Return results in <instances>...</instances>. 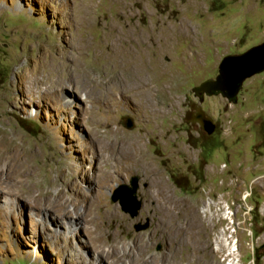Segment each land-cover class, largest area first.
Returning <instances> with one entry per match:
<instances>
[{
    "label": "rangeland",
    "instance_id": "obj_1",
    "mask_svg": "<svg viewBox=\"0 0 264 264\" xmlns=\"http://www.w3.org/2000/svg\"><path fill=\"white\" fill-rule=\"evenodd\" d=\"M116 28L130 32L121 36L124 48L143 50L151 62L144 83L106 63ZM262 42L264 0H0V264H102L94 246L107 250L113 239L145 245L143 264H264V70L233 100L193 91L216 77L224 56ZM55 58L61 75L48 67ZM74 62L88 73L65 79ZM116 74L125 80L119 93ZM192 104L212 119L213 132L193 119ZM118 142L140 144L138 165L111 154ZM103 170L114 176L101 187ZM153 175L181 208L169 211ZM132 176L135 193L124 188ZM65 179L94 201L89 211L75 205L78 219L36 198L34 184L46 189L54 180L55 192ZM122 200L139 201L137 214L123 211ZM193 204L203 221L199 251L177 233ZM206 204L211 210L202 212ZM127 258L123 264L138 257Z\"/></svg>",
    "mask_w": 264,
    "mask_h": 264
},
{
    "label": "bare ground",
    "instance_id": "obj_2",
    "mask_svg": "<svg viewBox=\"0 0 264 264\" xmlns=\"http://www.w3.org/2000/svg\"><path fill=\"white\" fill-rule=\"evenodd\" d=\"M124 31V30H123ZM121 31L118 30L117 28L114 30V33L111 34V37H110V40H111V53L110 54H107V55H104V59L107 61L106 63L107 64H111L110 62H112L113 64L115 65H118L120 66L121 68H124V71L127 72V76L125 78L132 80L134 83L136 84H139V83H144L145 82V79H144V73L146 71H150L151 68L153 66H151V62H148V60H146L145 58L142 57V55H144V51L143 50H135L131 47H126L124 48L123 45L121 44L120 40H121V36H131L130 35V32L128 30L126 31ZM109 36V35H108ZM137 38H139V35H136ZM109 38V37H108ZM123 38V37H122ZM78 41V40H77ZM76 41V42H77ZM75 43V42H74ZM73 43V45H74ZM87 43L88 42H84L82 43L81 45H79L78 48H85L87 46ZM70 47V46H69ZM75 61V60H74ZM53 64L55 67L53 68L52 66H48V64L50 63H46V68L47 66L49 67L50 71H52L53 73H55L56 75H61V67L62 65L60 64L59 60H57L56 58L52 60ZM154 65V63H153ZM126 69V70H125ZM154 69V68H153ZM99 70V69H98ZM50 71L47 72L48 74H50ZM73 71V72H77L79 74H85V73H88L86 71V69L84 67H82L80 64H78L77 62H74L73 65H72V68L66 72L65 71V74L64 77L66 76L65 79H67L68 75L70 76V72ZM46 72V71H45ZM100 72V71H99ZM52 73V74H53ZM116 75H120V74H116ZM113 76L114 79L112 81V83L114 84L116 90L117 88L118 89H121V86L123 84V81L124 78L120 75V77L118 76ZM53 76V75H52ZM55 76V75H54ZM85 76V75H84ZM61 77V76H60ZM51 79V78H50ZM54 79V78H52ZM64 79V78H63ZM108 79V78H107ZM45 80V79H44ZM43 80V81H44ZM47 80V79H46ZM56 80V84L57 85H61L60 83H58V81L60 80L59 77L56 76L55 78ZM85 80V79H84ZM47 82V81H46ZM60 82V81H59ZM68 82V81H67ZM71 82V81H70ZM90 84V83H89ZM112 84V85H113ZM81 85V84H80ZM79 85V86H80ZM91 85V84H90ZM90 85L87 87L89 88ZM79 86H74L75 88H77L79 90ZM82 88V86H80ZM80 88V89H81ZM91 89V87L89 88ZM59 90V89H58ZM54 91H56L57 93H59L57 91V89L54 88ZM90 91V90H89ZM107 91V89H106ZM117 92L119 93V90H117ZM121 93V92H120ZM146 95V94H145ZM104 96H107V95H104ZM59 97L61 98V100H63V97H65V95L63 97L60 96V93H59ZM95 99L97 98H100L101 97V94H96V96H94ZM148 97V96H147ZM67 102L69 103L70 100H67ZM114 102V101H113ZM117 102H114L113 105H116ZM109 105V104H108ZM92 106V105H91ZM92 112V111H91ZM90 112V113H91ZM112 146H111V154L113 156H115L116 158L119 159V161H123L125 159H128L129 162L131 163L130 165H138L139 162L141 161L142 159V156H141V150H140V144L139 143H128L127 144H124V143H111ZM110 155V154H109ZM111 156V155H110ZM20 157V156H19ZM114 159V158H113ZM15 160V159H14ZM117 160V159H116ZM13 162V161H12ZM19 163V161H18ZM20 167L24 168L25 170H28V171H33V168L31 166V164L29 163V159L27 158H22L21 159V163H20ZM149 167V166H148ZM147 167V168H148ZM151 168V167H150ZM35 171V170H34ZM153 169H150L149 170V173L150 174H153ZM104 172V170H103ZM34 172H32V175H33ZM105 174L103 175V177L101 179H98L100 182H98V184L102 187V186H107L110 179L113 178L114 176V172L113 171H105L104 172ZM32 184V183H31ZM160 185V186H164V188L161 187V190L160 192H163L166 194V199H167V202L168 205H169V211L170 209L174 206V209L176 208V206H178V208H181L179 205L176 204V202L171 198V195L168 194V189L167 187L165 186V183L164 181L162 180V178H160L159 176H156V175H153L151 177V185ZM37 189H38V195L36 196L37 200L41 201V200H44L45 202H47L48 204H53V203H57V205L55 207L58 208V210L60 209V213L63 214V216H67L69 215V217H73L75 216V219H78L79 217H81V214L78 212V210L76 209V204H79L81 202H84L86 207L88 208V211H89V207H88V203L90 204V207L92 208V206L94 205V201L93 200H88V198L82 193L81 195V189L77 186L76 182L71 180V179H65V180H62L60 182V185L61 187L59 189H57L55 192L52 191V188H54L57 183L53 180H49L47 183H46V186L47 188L46 189H43L41 186H38L36 184H34ZM64 188H67V192H65ZM32 189V188H31ZM168 190V191H166ZM104 198V196H103ZM102 200V199H100ZM70 203V204H73L74 207H73V211L71 213L63 210L66 208V204L67 203ZM102 202V201H101ZM178 202V201H177ZM174 203V204H173ZM47 204V205H48ZM211 204H206V210H203L202 212H208L211 210V207H210ZM218 205V204H217ZM189 209L187 208H184L185 210V214L183 215V221H182V226L179 230H178V234L180 232H183V234L186 235V237L188 238H191L194 240L195 244V249L196 250H200L202 248V244L203 242L198 240L195 235L197 233V230H199V228L201 227L203 221H202V217L199 213V211L196 209V205L193 204V205H188L187 206ZM108 215L110 216H116V211L115 210H106L105 211ZM228 213V212H227ZM88 216V215H87ZM86 216V217H87ZM212 217V214H210V218ZM114 218V217H113ZM224 218V217H223ZM226 218V217H225ZM69 219V218H67ZM92 220L93 217H92ZM214 229V228H213ZM169 232V231H168ZM201 234V233H200ZM180 235V234H179ZM216 237V236H215ZM176 238V237H175ZM220 238V237H219ZM218 238V240H219ZM142 239V238H141ZM177 239V238H176ZM94 240V239H93ZM139 240V239H138ZM216 239L215 243L217 244L219 242V245H221V241L219 240L218 241ZM92 241V240H91ZM95 242V241H94ZM93 242V244H94ZM141 242V241H140ZM175 242V241H174ZM237 242V241H236ZM108 243V242H107ZM98 244V243H96ZM146 244V243H145ZM175 244V243H174ZM179 244V243H177ZM182 244V243H180ZM192 244V243H191ZM149 245V244H148ZM186 246V245H185ZM96 248L99 249V251H95L96 253V258H99L100 259V262H102V264H112L115 263V264H123L122 262L124 261V259H126L127 257L129 256H137L138 258L135 260V261H132V262H128V263H125V264H143V260L142 258L146 255L145 253V245L143 244H140L138 246H136L134 244L133 247H127L125 245V241L124 242H121V241H116V239H113L112 242L110 243V247L107 249V250H103V247L98 244L97 246H94ZM181 247V246H180ZM150 248V247H149ZM206 249V248H205ZM189 251V249H188ZM187 251V252H188ZM151 252V251H150ZM177 253V252H176ZM110 255L112 258V262L110 263L109 261H105L106 259V256ZM155 255V254H154ZM180 255V254H178ZM230 255V254H229ZM173 256V254H170L169 258H171ZM177 256V255H175ZM155 257V256H154ZM157 257V255H156ZM189 257V256H188ZM134 258V257H133ZM132 258V259H133ZM207 258V257H206ZM115 259V261L113 260ZM129 259V258H127ZM155 259V258H154ZM198 259V257H197ZM215 259V258H214ZM142 260V261H141ZM181 260V259H180ZM96 261V260H95ZM98 261V260H97ZM157 261V260H156ZM167 261H170L169 259H167ZM109 262V263H108ZM199 264H207V261L206 262H202L201 259H198V262ZM154 264H157V262H155ZM169 264H171V261L169 262ZM177 264H180V263H177ZM182 264V263H181ZM196 264V263H195Z\"/></svg>",
    "mask_w": 264,
    "mask_h": 264
},
{
    "label": "water",
    "instance_id": "obj_3",
    "mask_svg": "<svg viewBox=\"0 0 264 264\" xmlns=\"http://www.w3.org/2000/svg\"><path fill=\"white\" fill-rule=\"evenodd\" d=\"M264 70V42L254 45L243 53L224 56L218 65V74L214 79H208L193 88L195 93L207 95L219 94L228 100L235 99L243 81ZM201 128L208 134L214 131L215 125L211 118L206 117L200 120ZM130 118L126 120V127H132ZM138 177L132 176L130 179L131 187L125 185L130 193H135ZM115 200L116 197H113ZM133 201V200H132ZM122 200L123 211L129 212L132 216L137 214L140 202L137 203ZM149 220L144 223H137L135 230H144L148 227Z\"/></svg>",
    "mask_w": 264,
    "mask_h": 264
},
{
    "label": "flooded vegetation",
    "instance_id": "obj_4",
    "mask_svg": "<svg viewBox=\"0 0 264 264\" xmlns=\"http://www.w3.org/2000/svg\"><path fill=\"white\" fill-rule=\"evenodd\" d=\"M192 107L194 108L193 113H192V117L197 122V124L201 127L200 120L205 119L208 116L205 115L202 111H200V109L197 105L192 104Z\"/></svg>",
    "mask_w": 264,
    "mask_h": 264
}]
</instances>
